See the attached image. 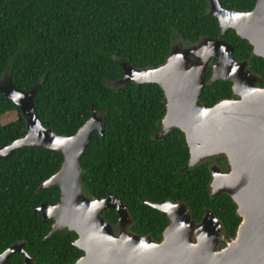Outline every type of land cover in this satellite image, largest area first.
Listing matches in <instances>:
<instances>
[{"label": "trees", "instance_id": "trees-1", "mask_svg": "<svg viewBox=\"0 0 264 264\" xmlns=\"http://www.w3.org/2000/svg\"><path fill=\"white\" fill-rule=\"evenodd\" d=\"M218 1L234 11L252 10L256 3ZM218 34L208 0H0V78L9 76L23 92L38 85L36 114L56 135H74L97 111L102 135L91 134L80 158L82 189L90 198L111 194L121 200L132 219L130 232L159 242L168 219L142 201L171 200L186 203L196 223L206 208L211 210L227 240L235 236L241 218L228 195L210 198L208 187L209 166L216 162L226 169L224 158L181 171L189 159L184 135L173 130L154 138L166 112L160 87L112 86L122 75L119 59L137 69L157 67L172 44H194ZM222 40L233 47L235 60L248 61L264 87V59L254 57L247 41L232 30ZM210 74L208 68L206 81ZM231 96V84L217 81L206 84L200 101L211 107ZM12 112L17 119L2 124V117ZM25 134L20 109L0 93V149ZM62 161L55 151L32 147L0 159V254L22 243L35 264H74L83 255L73 246L77 235L68 230L42 241L53 222H43L35 211L58 202L57 187H38L58 172ZM102 216L116 227L115 211L105 210ZM6 264H23V257L14 253Z\"/></svg>", "mask_w": 264, "mask_h": 264}, {"label": "water", "instance_id": "water-1", "mask_svg": "<svg viewBox=\"0 0 264 264\" xmlns=\"http://www.w3.org/2000/svg\"><path fill=\"white\" fill-rule=\"evenodd\" d=\"M208 4L209 15L218 22L217 37H203L190 45L178 41L157 67L137 69L119 59L122 75L112 86L160 87L166 112L154 138L160 140L173 130L184 135L189 159L181 171L209 159L224 158L226 169L216 162L209 166L208 187L210 198L226 194L236 205L241 222L231 239H224L222 223L211 210L206 208L196 223L186 203L171 200L142 201L168 219L159 242L150 235L130 232L132 219L121 200L111 194L90 198L82 189L80 158L89 147L91 134L102 135L97 111L93 110L74 135H56L44 128L36 114L38 85L23 92L9 76L0 78V93L20 109L26 127L23 137L0 149V159L23 147L61 154L58 172L38 187V191L57 187L58 202L41 204L35 211L43 222H53L42 241L63 230L77 235L73 246L83 255L74 264H264V87L261 78L249 69L248 61L235 60L233 47L222 40L232 30L247 41L254 57L264 59V0H256L249 11L225 9L218 0H208ZM209 67L211 76L206 81ZM217 81L229 82L232 96L207 107L200 101L201 95L206 84ZM105 210L116 212V227L102 216ZM14 253L22 255L23 264H35L22 243L2 252L0 264H6Z\"/></svg>", "mask_w": 264, "mask_h": 264}, {"label": "rangeland", "instance_id": "rangeland-1", "mask_svg": "<svg viewBox=\"0 0 264 264\" xmlns=\"http://www.w3.org/2000/svg\"><path fill=\"white\" fill-rule=\"evenodd\" d=\"M190 45V44H188ZM4 76H7V75H4ZM2 76V78L4 77ZM17 119V114L16 112H12V113H9V114H6L5 116L2 117V120H1V123L2 124H6V123H9L11 121H14ZM118 234V233H117Z\"/></svg>", "mask_w": 264, "mask_h": 264}, {"label": "flooded vegetation", "instance_id": "flooded-vegetation-1", "mask_svg": "<svg viewBox=\"0 0 264 264\" xmlns=\"http://www.w3.org/2000/svg\"><path fill=\"white\" fill-rule=\"evenodd\" d=\"M210 68V67H209ZM210 70H211V68H210ZM210 76H211V74H210ZM210 78V77H209ZM208 81V80H207Z\"/></svg>", "mask_w": 264, "mask_h": 264}]
</instances>
